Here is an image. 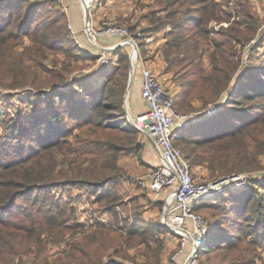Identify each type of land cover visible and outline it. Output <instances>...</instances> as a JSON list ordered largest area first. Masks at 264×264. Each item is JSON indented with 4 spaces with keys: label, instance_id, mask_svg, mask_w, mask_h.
Masks as SVG:
<instances>
[{
    "label": "trees",
    "instance_id": "obj_1",
    "mask_svg": "<svg viewBox=\"0 0 264 264\" xmlns=\"http://www.w3.org/2000/svg\"><path fill=\"white\" fill-rule=\"evenodd\" d=\"M229 1L233 5L238 4V12H232L229 7L223 9L222 4L226 0H160L165 3L163 6L152 7L143 15L150 21L155 20L145 27L147 34L160 31L168 23L170 25L165 31L163 47L167 55L173 49L177 50V54L175 58H168V68H177V72L184 70L181 73L183 79L179 82L176 110L192 108L193 99L206 105L221 93H226L216 113L187 125L174 137L175 145L180 146L190 170L199 165L205 166L211 177L249 169L256 161V155L264 152V105L254 102L264 96V66L248 65L240 71V59H230L234 50L231 42L251 41L260 18L248 0ZM40 5L36 0H0V96L13 97L18 92L27 96L29 106L40 114L29 121L26 129L34 134L45 127L48 135L43 136L41 142V138L36 140L45 149L57 146L74 129L87 126L74 135L77 144L84 146L80 149L84 160L61 175V187H58L83 188L87 193L94 194L96 201L107 200V196L100 192L101 182L115 180L119 171L117 160L121 154L132 149L138 151L141 147L136 140L137 129L126 120L122 109L128 69L127 50L121 47L114 50L117 62L113 67H98L89 76L68 79L74 70L70 61L63 62L60 67L54 62L48 66L46 60L50 54L63 52L73 59L83 55L96 58L97 55L81 49L67 26L63 27L66 16L61 8L46 4L54 9L45 7L50 10L48 14L37 16ZM160 10L165 12L155 17ZM176 14H180V18L174 17ZM211 22L218 26H212ZM190 27L189 32L182 29ZM213 34L219 38L212 39ZM25 38L29 43L24 44ZM211 46V71L205 74L200 64L204 50ZM221 59L222 62H219ZM237 71L240 73L236 76ZM13 90L17 92H11ZM67 122H72V125L67 126ZM9 127L12 135H20L23 128L14 120ZM95 128L109 130L115 135L125 133L126 143H116V136H112L111 140L88 138ZM77 152L76 148L72 153ZM25 161L10 159L8 165H0V168H6L11 173V168L18 164L28 170L27 174L13 171L23 179V183L16 181V186L27 190L37 191L39 184L57 186L53 182L58 173H52L51 167L46 174L43 167L33 169L24 166ZM6 197V194L0 193V201L6 202ZM218 198L226 205L228 202L236 203L229 205V212L234 211L236 217L246 221L248 234L264 237V195L258 196L249 188L237 195L228 190ZM212 204L215 203L201 200L195 207ZM57 209L61 215L65 213L63 206ZM135 225H130V232H134ZM208 227L207 247L219 245L232 249L241 240L239 226L222 228L224 235L216 234L212 224L209 223ZM153 228L158 234L168 232L159 221ZM201 250L205 249L201 247Z\"/></svg>",
    "mask_w": 264,
    "mask_h": 264
},
{
    "label": "rangeland",
    "instance_id": "obj_2",
    "mask_svg": "<svg viewBox=\"0 0 264 264\" xmlns=\"http://www.w3.org/2000/svg\"><path fill=\"white\" fill-rule=\"evenodd\" d=\"M27 1L31 2L34 0ZM36 1L41 3V9L37 16L48 14L47 12L50 10H46L45 7L54 9L46 6L48 0ZM159 1L153 0L144 11L136 14L130 13L123 21L109 22L108 20H103L97 27L102 25L103 22L125 25L133 35L135 42L139 45L140 54L143 56L145 55L142 50L143 43L151 35L147 34L145 27L155 21L154 19L150 21L143 15L149 11L148 9L157 6L161 7L165 4ZM87 2L89 3V0ZM51 4L61 9L64 8L56 0H51ZM164 12L165 10H160L155 17H158L159 14L163 15ZM174 17L180 18V14L174 15ZM67 24L64 23L63 27L65 28ZM89 24H91L89 20L88 25L83 22L82 30L86 34L87 43L94 48L93 53L97 55L96 58L83 55V57L73 59L66 57L63 52H57L53 55L50 54L46 60L48 66H52V62H54L57 67L69 60L74 70L68 79L81 75L89 76L96 68L100 67L99 53L104 52L107 55L110 53L101 48L103 44L99 40V37L108 34H94L95 36L93 37ZM211 25L218 26V24L215 25L212 22ZM97 27H94V29H97ZM169 27L168 23L161 29V32L165 29L168 30ZM182 29H188L189 32L191 27ZM74 36L76 38V30ZM163 37V43L155 46V50H160L161 59L165 64V70L163 71L167 73L166 80L169 82L166 83L165 80L164 82L171 89H174L175 86L178 87L177 93L174 95L176 107L179 99L178 91H180L179 82L183 79L184 75L181 73L184 70L179 69V72H177V68H168V58H175L177 50L173 49V52L167 55L163 47L166 40L165 32H163ZM211 37L214 40L219 38L216 34ZM27 43H29V40L25 38L24 44ZM231 46L234 47V50L232 49L233 54L230 59H240V71L248 65L262 64L264 66V16L260 17L259 26L256 28L254 38L251 41L244 43L231 42ZM124 48L126 51V47ZM212 51L213 47L211 46L203 52L200 67L204 69L205 74L211 71L209 60ZM127 55L129 54L127 53ZM114 58L116 57L114 56ZM222 60L219 62H222ZM116 62L117 59H114L110 66L115 65ZM133 68L132 60L128 56L127 77L125 79L126 88L122 100V109L128 122L138 116L132 108L133 102L136 101L132 97L131 80L130 83L128 82L129 72L130 70L133 72ZM240 71L236 72V76ZM11 92L15 93L17 91L13 90ZM225 97L226 93L223 92L206 105H203L198 99H193L192 108L181 112L202 114L203 111L213 104L222 105ZM254 102L258 105H264V96L257 98ZM136 104L143 111L147 108L143 98L142 100H137ZM39 114L29 106L28 98L23 93L18 92V94L8 98L0 96V165H8L10 159H26L23 163L24 166H29L33 169L43 167L46 170V174H49L48 169L51 167V171L53 169L52 173H58L55 182H53L56 183V187L51 186L53 184L50 183L39 184V189L34 191L30 188H28L30 190H27L24 187L16 186V181L23 183V179L18 178L19 176L13 174V171L27 174L28 170L18 164L11 168V173L7 172L6 168H0V193L7 195L6 202L0 201V205H2V208H0V221H2L0 222V264H95L97 262L109 263L110 261L114 264H174L170 258L176 250L182 235V229L177 226L181 219L174 216L171 221H168L163 211V202H160V200L152 202L146 196V193L133 182L135 176L149 168L140 162L142 146L149 139L143 132L142 125L134 124L133 126L137 129L136 140L141 146L140 149L138 151L136 149L125 151L118 157L117 165L119 171L115 180L108 183L101 182L100 192L107 196V200L96 201L95 195L87 193L83 188H72L69 185L59 188L61 187L63 173L84 160L80 152V149L82 150L84 146L77 144V139L74 135H78V131L86 129L87 126L74 129L73 133L64 137L63 141L57 146L45 149L38 144L43 140V136L48 135L45 127L38 130V133L34 132V134H32V130L27 131L26 129L29 121ZM13 120L23 126L20 135L10 134L12 129H10L9 124ZM67 124V126H71L72 122H67ZM112 136H116L114 140L116 143H126L125 133L115 135L111 131L102 128H95L88 138L111 140ZM39 138H41L40 141ZM36 140L39 142L37 143ZM173 143L175 144L174 140ZM176 147L181 152L180 146L176 145ZM76 148L79 152L72 153ZM86 164L87 161L83 163V166ZM135 165L138 166V171L133 169ZM190 172L197 182H211L223 178L240 177L235 184L227 185L210 197L202 199L204 201H212L215 204L198 205L194 208L196 213L203 217L207 229L209 228V223L212 224L218 235H224L225 231L222 228L239 226L241 240L232 249L228 246L220 247L219 245L207 247L205 246L207 243L205 236L197 251V263L264 264V237L248 234L246 231L249 228L246 221L239 219V216L236 217L234 211L229 212V205H235L236 203L228 202L229 204L226 205L224 201L219 202L220 198H218L223 192L228 190L237 195L249 188L253 189L258 196L259 194L264 195V188L262 187L264 185V152L256 155V161L251 163L249 169H241L237 172L211 177L209 170L205 166L199 165L190 170ZM58 206L64 207L65 213L63 215L60 214L61 211H58ZM143 206H146L147 209L144 210ZM154 207H156L155 216L149 213L150 209ZM109 208L111 210H108ZM173 214L177 215L178 212L174 211ZM96 221L99 223H96ZM158 221L161 225L166 224L167 233L158 234L153 228ZM131 224H136V228L133 229L134 232L129 230L131 229L129 228ZM180 225L191 230V225L188 221H183ZM262 233L264 234V231ZM254 239H256V242ZM201 247L205 250H201ZM188 249L189 244L186 246L184 253L181 254L183 257H187Z\"/></svg>",
    "mask_w": 264,
    "mask_h": 264
},
{
    "label": "built area",
    "instance_id": "obj_3",
    "mask_svg": "<svg viewBox=\"0 0 264 264\" xmlns=\"http://www.w3.org/2000/svg\"><path fill=\"white\" fill-rule=\"evenodd\" d=\"M56 1L64 7V0ZM92 1L89 0V3H87L88 9ZM89 26L93 32V37L94 34L116 36L118 38L117 45L126 47L132 65L136 67L141 59L139 45L125 25L103 22L97 29H94L91 24ZM67 28L77 42L74 36L75 30L70 23L67 24ZM113 62V58L106 53H99L100 67L110 66ZM139 69L142 79L140 95L146 102L147 108L145 112L133 118L132 121L135 125H142L143 132L159 152L160 162L135 176L133 182L146 193V196L152 202L163 200L164 212L168 221L177 216L181 219L180 223L188 221L191 225V230L182 227L180 223L177 225L182 229V235L170 260L176 264L177 258L184 253L186 246L189 244L185 264H198L196 260L197 251L205 239L207 227L203 217L196 213L194 207L202 199L210 197L221 188L235 184L240 177L223 178L211 182H197L194 180L187 160L173 143V140L177 132L187 124L210 115L200 116L201 114L176 110L174 103V95L177 93L176 88L171 89L168 87L152 69L144 65ZM216 107L217 104H213L202 113L212 112ZM165 191L166 194L163 197ZM174 211H177L178 214H173Z\"/></svg>",
    "mask_w": 264,
    "mask_h": 264
},
{
    "label": "crops",
    "instance_id": "obj_4",
    "mask_svg": "<svg viewBox=\"0 0 264 264\" xmlns=\"http://www.w3.org/2000/svg\"><path fill=\"white\" fill-rule=\"evenodd\" d=\"M219 1V0H216ZM222 4L223 9H229L232 10V12H238L239 6L238 4H232V2H227ZM251 4V7L255 14L260 18L264 15V0H248ZM260 1V2H259ZM153 2V0H93L90 4V7L88 9L89 16L88 20L91 23L93 27H97L101 21L108 20L109 22H115V21H123L128 17L130 13H139L144 11L148 5H150ZM88 3L87 0H64V8L62 9L66 16V23H70L72 25V28L76 30V38H77V45L81 47L85 52L94 54V48L91 47L87 43L86 34L82 30L83 28V22H85V14H84V4ZM48 4L51 5V0H48ZM55 6V5H54ZM167 29L161 32L156 31L148 37L143 45L140 44V46L143 47V52L145 55L141 56L140 54V60L136 64V67L133 68L132 77H131V92L132 97L134 101L137 102V100L141 99L140 95V89H141V76H140V67L144 65L145 67H148L152 69L154 72H156L160 78L166 83L169 81L166 80L167 73H165L164 69V61L161 59V53L159 49L155 50V46L161 45L164 41L163 32H165ZM155 38V40L152 41V39ZM100 42L103 44L102 47H104L105 51L107 50L109 53V56L114 59L113 52L117 47H120L117 45L118 38L116 36H110V35H103L102 37H99ZM151 40V43H150ZM122 49H125L124 47H121ZM154 48V49H153ZM93 50V51H92ZM116 57V56H115ZM114 66V65H113ZM109 66V67H113ZM164 72V73H163ZM176 90L178 87H176ZM136 102H133L132 108L133 111L139 115V113L145 112L139 107ZM189 126V125H188ZM186 127V126H185ZM140 162L145 165L146 167H151L157 163L160 162V155L154 144L150 139L146 140L145 143L142 146L141 154H140ZM138 166H134V170L138 171ZM166 191L163 193V197L165 196ZM160 202H163V200H160ZM143 203V202H142ZM144 210L147 209V207L143 206ZM155 208L150 209V215L154 214L155 216ZM165 226V225H164ZM167 228V226H165ZM185 256V255H184ZM186 256L183 257V255H179V257L176 260V264H185Z\"/></svg>",
    "mask_w": 264,
    "mask_h": 264
},
{
    "label": "water",
    "instance_id": "obj_5",
    "mask_svg": "<svg viewBox=\"0 0 264 264\" xmlns=\"http://www.w3.org/2000/svg\"><path fill=\"white\" fill-rule=\"evenodd\" d=\"M84 14H85V24L86 25H88V17H87V15H88V6H87V3H85L84 4ZM102 49H105L104 47H101ZM132 67H131V65H130V69H131ZM131 75H132V70H130V72H129V78H128V82L130 83V80H131ZM128 86H129V84H128ZM233 87H234V85H233ZM230 92H232V89L230 90ZM221 104H219V105H217V107H216V109L214 110V111H212V112H206V113H202L200 116H207V115H213L214 113H216L220 108H221ZM129 123L132 125V126H134V124H133V121H132V119L131 120H129ZM163 211H165V210H163ZM164 224V223H163ZM165 226H166V224H164Z\"/></svg>",
    "mask_w": 264,
    "mask_h": 264
},
{
    "label": "bare ground",
    "instance_id": "obj_6",
    "mask_svg": "<svg viewBox=\"0 0 264 264\" xmlns=\"http://www.w3.org/2000/svg\"><path fill=\"white\" fill-rule=\"evenodd\" d=\"M189 124H191V123H189ZM187 125H188V124H187ZM187 125H186V126H187Z\"/></svg>",
    "mask_w": 264,
    "mask_h": 264
}]
</instances>
